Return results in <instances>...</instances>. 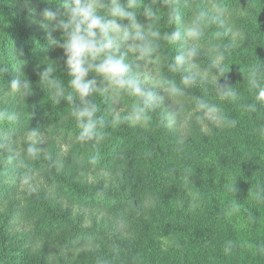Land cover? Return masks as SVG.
<instances>
[{"label":"trees","instance_id":"obj_1","mask_svg":"<svg viewBox=\"0 0 264 264\" xmlns=\"http://www.w3.org/2000/svg\"><path fill=\"white\" fill-rule=\"evenodd\" d=\"M86 2L140 26L134 50L164 81L141 82L122 40L89 62L121 58L133 83L92 68L82 97L60 46L74 0H0V264H264V0ZM90 106L96 136L80 141Z\"/></svg>","mask_w":264,"mask_h":264},{"label":"clouds","instance_id":"obj_2","mask_svg":"<svg viewBox=\"0 0 264 264\" xmlns=\"http://www.w3.org/2000/svg\"><path fill=\"white\" fill-rule=\"evenodd\" d=\"M112 15L128 18L134 23L135 13L128 11L119 4L112 9ZM44 16L48 19H53L55 14L52 11L45 10ZM61 28L66 33V39L60 45L66 52L68 64L74 74L72 81L78 93L84 97L92 91L91 85L93 81L85 80L89 70L95 68L96 71L104 74L110 81L127 86L131 82L128 79L129 66L121 59L114 55L107 54L104 59L98 64H92L89 61L95 60L96 57L106 50L118 48V42L110 35L114 31H122L123 27L116 21H105L102 17L96 15L93 6L87 3L86 0H74V4L69 8V19L61 21ZM137 29L135 33L123 31L125 38L132 37L140 41H145L146 37L140 30V26L134 23ZM153 35H157L154 33ZM174 37L178 38L179 33H174ZM142 52H149L150 48L142 47ZM182 60L181 58H178ZM47 75V73H45ZM20 86L19 81H14L13 88ZM134 90L137 93H142L143 89L139 84H135ZM257 99L264 100V88L260 89ZM95 115L94 106L84 107L77 112V120L80 126L78 140L88 141L96 136V124L93 119ZM28 152L35 154V147L30 146Z\"/></svg>","mask_w":264,"mask_h":264},{"label":"rangeland","instance_id":"obj_3","mask_svg":"<svg viewBox=\"0 0 264 264\" xmlns=\"http://www.w3.org/2000/svg\"><path fill=\"white\" fill-rule=\"evenodd\" d=\"M190 5H193V0H188ZM37 20H35V22H40V18L36 17ZM47 26V25H46ZM49 28V26L47 27ZM126 30L130 33H135V31H137L136 28H125L123 27L122 31H116L113 35V38L118 42V44H120V42L123 40H125L127 47H129V50H127L126 52H128L127 58H128V63H134L137 64L138 63V68H137V76L138 78L141 80V82H143L146 85L149 84H155V83H159L162 84L164 81V76L160 75L159 72V67L158 64L154 61L151 60H143L141 57H139L135 50H134V42L136 39H133L131 36L128 38H125L123 35V31ZM240 36V35H239ZM132 52V54H131ZM195 69L197 71H199L200 73L204 74V72L198 68L195 67ZM87 77V76H86ZM170 90V89H169ZM164 92H168L166 91V87H163V91L161 94V99L163 101V97L164 99L169 98V104L171 105L172 108H174L175 110H178V106L180 105L181 101L176 99V96L172 95L171 90L168 92V94H164ZM171 94V95H170ZM158 96V93H154V97L156 98ZM191 113L192 110H188L187 114H182V116L180 118H177L179 120V126L180 128L185 131V129L187 128V124L188 121L191 117ZM210 113H208L209 115ZM190 115V116H189ZM218 124H220V121L217 122ZM222 125V123H221ZM39 138L37 137L36 140H38ZM44 143L47 144L48 143V138H42ZM41 140V139H40ZM39 140V141H40ZM37 141H35L36 144ZM5 145H1V147H4ZM19 181L17 183L18 188H25L29 191H31L32 189L39 187L41 185V179L39 178V176L37 175H19ZM24 229V226H16L13 230L14 231H21Z\"/></svg>","mask_w":264,"mask_h":264}]
</instances>
